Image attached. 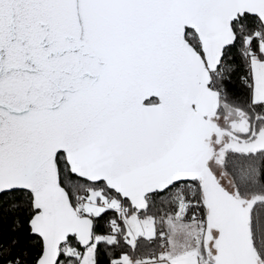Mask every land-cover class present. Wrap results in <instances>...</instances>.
Here are the masks:
<instances>
[{
  "label": "snow or ice",
  "instance_id": "1",
  "mask_svg": "<svg viewBox=\"0 0 264 264\" xmlns=\"http://www.w3.org/2000/svg\"><path fill=\"white\" fill-rule=\"evenodd\" d=\"M0 264H264V0H0Z\"/></svg>",
  "mask_w": 264,
  "mask_h": 264
},
{
  "label": "trees",
  "instance_id": "2",
  "mask_svg": "<svg viewBox=\"0 0 264 264\" xmlns=\"http://www.w3.org/2000/svg\"><path fill=\"white\" fill-rule=\"evenodd\" d=\"M17 235L20 236V238H21V240H22V242H23V239H24V237H23V233L21 232V233H18Z\"/></svg>",
  "mask_w": 264,
  "mask_h": 264
}]
</instances>
